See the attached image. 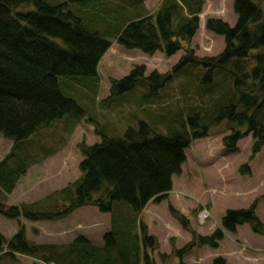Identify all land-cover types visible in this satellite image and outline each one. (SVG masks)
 Returning <instances> with one entry per match:
<instances>
[{
	"label": "trees",
	"instance_id": "1",
	"mask_svg": "<svg viewBox=\"0 0 264 264\" xmlns=\"http://www.w3.org/2000/svg\"><path fill=\"white\" fill-rule=\"evenodd\" d=\"M106 1L0 0V133L13 141L0 160V192L11 193L30 165L29 154L22 148L24 140L65 114L83 115L77 102L63 93V80L95 78L111 39L148 56L156 52L173 55L195 34L204 3L160 0L155 10L147 13L143 0H117L111 12L104 7ZM232 7L234 25L219 18H207L204 24L207 31L224 37V48L217 55L197 56L189 48L166 73L152 71L145 76V67L136 65L123 77L110 79L109 98L138 86H143L144 97L150 98L176 76L190 73L189 80L202 90L222 73L229 88L217 86L220 93L210 97L206 108L160 118L165 125L163 132L144 120L128 125L120 136L97 130L99 142L78 146L82 159L75 181L42 201L15 205L0 200L1 216L29 222L58 220L82 206L112 212L119 206L116 202H125L133 223L127 216L118 217L122 226L112 222L115 234L120 228L119 247L112 231L104 235L116 254H100L105 248L81 236L66 246L39 244L29 241L19 225L9 239L0 233V264H20L19 255L32 259L24 264H152L147 251L157 248V239L147 234L145 225L136 218L148 202L166 198L190 142L209 136L211 129L223 124L229 131L221 138L227 152H233L248 134L253 139L251 157L264 147V0H233ZM194 68L200 71H191ZM239 171L250 173L247 164ZM256 205L255 198L246 207L225 209L220 227L202 235L168 204L172 218L190 234L182 248L172 249L180 258L178 264H185L182 256L194 247L216 249L225 231L233 234L242 224L264 236V222L256 215ZM132 224L138 227V234L126 240L123 232ZM76 242L81 246L74 245ZM210 264H225V259L217 256Z\"/></svg>",
	"mask_w": 264,
	"mask_h": 264
},
{
	"label": "rangeland",
	"instance_id": "2",
	"mask_svg": "<svg viewBox=\"0 0 264 264\" xmlns=\"http://www.w3.org/2000/svg\"><path fill=\"white\" fill-rule=\"evenodd\" d=\"M159 2L143 0L144 11L152 13ZM117 3V0H108L104 7L111 12ZM232 5L233 0H204L195 34L190 41L182 42V48L169 57L161 52L148 56L138 49H125L111 39V46L98 63L95 78L62 81L63 93L77 102L83 115L65 114L24 140L22 148L29 154L30 165L11 193L0 192V200L15 205L42 201L75 181L80 176L78 164L82 159L78 146L80 143L91 145L99 142L101 138L97 130L105 135L120 136L128 125L134 126L138 120H144L163 132L165 125L160 118L175 114L185 116L193 109L206 108L210 97L220 93L217 86L223 84L229 88L228 80L222 73L215 76L213 85H203L202 90L196 82L189 80L190 73L176 76L150 98L144 97L143 86L109 98L110 79L123 77L136 65L145 67V76L152 71L166 73L189 48L197 56L217 55L224 48V37L207 31L204 24L207 18H219L230 26L234 25L236 16ZM191 71L200 70L194 68ZM228 133L221 124L211 129L209 136L193 139L184 151L185 161L180 172L172 176L171 190L166 198L158 203L150 202L136 218V222L140 220L145 225L147 234L157 239V248L147 251L152 264H178L180 258L174 255L172 249H180L190 240V234L170 215L168 204L184 214L191 228L202 235L220 227L225 209L246 207L255 198L256 215L264 222V147L251 157L253 139L248 134L237 142L233 152H227L221 138ZM12 142L0 133V160L9 152ZM242 164L248 165L249 174L240 173ZM116 204L119 206L112 212L82 206L58 220L29 222L23 218L13 220L0 215V233L9 239L22 225L29 241L66 246L81 236L98 248H105L100 254H114L104 235L112 231L119 247L120 233L117 231L120 228L115 234L112 222L115 221V226H122L119 218L127 216L126 220L133 223L128 204ZM203 209L207 210L208 217L203 224H199L197 215ZM126 228L122 235L126 240L138 234V227L135 229L133 224ZM74 245L81 246V243ZM161 254L166 257L162 258ZM217 256L223 257L225 264H264V236L253 233L247 224H242L236 227L233 234L225 231L216 249L194 247L181 260L185 264H210ZM30 261L31 258L18 256L20 264Z\"/></svg>",
	"mask_w": 264,
	"mask_h": 264
},
{
	"label": "built area",
	"instance_id": "3",
	"mask_svg": "<svg viewBox=\"0 0 264 264\" xmlns=\"http://www.w3.org/2000/svg\"><path fill=\"white\" fill-rule=\"evenodd\" d=\"M207 217H208V212L207 210L203 209L197 215V222L199 224H202Z\"/></svg>",
	"mask_w": 264,
	"mask_h": 264
},
{
	"label": "crops",
	"instance_id": "4",
	"mask_svg": "<svg viewBox=\"0 0 264 264\" xmlns=\"http://www.w3.org/2000/svg\"><path fill=\"white\" fill-rule=\"evenodd\" d=\"M150 204H151V203L148 202V203L145 205L144 209H146Z\"/></svg>",
	"mask_w": 264,
	"mask_h": 264
}]
</instances>
